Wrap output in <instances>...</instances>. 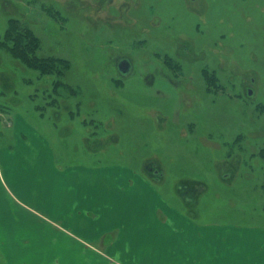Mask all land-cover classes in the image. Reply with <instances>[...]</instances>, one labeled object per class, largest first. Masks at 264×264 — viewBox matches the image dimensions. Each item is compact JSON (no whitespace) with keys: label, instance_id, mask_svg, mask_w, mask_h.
Returning a JSON list of instances; mask_svg holds the SVG:
<instances>
[{"label":"rangeland","instance_id":"obj_1","mask_svg":"<svg viewBox=\"0 0 264 264\" xmlns=\"http://www.w3.org/2000/svg\"><path fill=\"white\" fill-rule=\"evenodd\" d=\"M16 27L63 73H41L0 46L1 162L16 112L64 165L139 158L200 224L246 238L264 230V0H0V37ZM16 210L0 192V239H30ZM105 243L94 258L79 251L77 264H120L102 255Z\"/></svg>","mask_w":264,"mask_h":264},{"label":"crops","instance_id":"obj_2","mask_svg":"<svg viewBox=\"0 0 264 264\" xmlns=\"http://www.w3.org/2000/svg\"><path fill=\"white\" fill-rule=\"evenodd\" d=\"M6 122L12 145L2 152L0 192L31 240L1 238L3 264H77L79 251L94 258L100 239L102 255L120 264H264V230L246 238L236 227L200 224L168 202L153 182L159 179L142 172L141 159L64 165L26 116L14 112ZM144 251L149 255L142 257Z\"/></svg>","mask_w":264,"mask_h":264},{"label":"trees","instance_id":"obj_3","mask_svg":"<svg viewBox=\"0 0 264 264\" xmlns=\"http://www.w3.org/2000/svg\"><path fill=\"white\" fill-rule=\"evenodd\" d=\"M0 46L7 48L22 63L31 68L38 69L41 73L58 74L57 77L62 76V70L56 72L54 69L56 59L44 57L37 52L38 39L29 29L9 28L0 37ZM59 62L63 63L60 60Z\"/></svg>","mask_w":264,"mask_h":264},{"label":"water","instance_id":"obj_4","mask_svg":"<svg viewBox=\"0 0 264 264\" xmlns=\"http://www.w3.org/2000/svg\"><path fill=\"white\" fill-rule=\"evenodd\" d=\"M131 69V66H130V63L129 61L127 60H121L119 63H118V70L119 72L122 74V75H126L129 73ZM248 94L250 95L251 92L249 91Z\"/></svg>","mask_w":264,"mask_h":264},{"label":"bare ground","instance_id":"obj_5","mask_svg":"<svg viewBox=\"0 0 264 264\" xmlns=\"http://www.w3.org/2000/svg\"><path fill=\"white\" fill-rule=\"evenodd\" d=\"M131 66V65H130ZM130 71H131V69H130Z\"/></svg>","mask_w":264,"mask_h":264}]
</instances>
